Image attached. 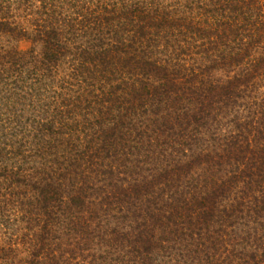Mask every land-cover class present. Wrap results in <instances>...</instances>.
I'll list each match as a JSON object with an SVG mask.
<instances>
[{"label": "trees", "instance_id": "obj_1", "mask_svg": "<svg viewBox=\"0 0 264 264\" xmlns=\"http://www.w3.org/2000/svg\"><path fill=\"white\" fill-rule=\"evenodd\" d=\"M0 264H264V0H0Z\"/></svg>", "mask_w": 264, "mask_h": 264}, {"label": "rangeland", "instance_id": "obj_2", "mask_svg": "<svg viewBox=\"0 0 264 264\" xmlns=\"http://www.w3.org/2000/svg\"><path fill=\"white\" fill-rule=\"evenodd\" d=\"M19 46H20V48H22V49H27V48L30 46V44H29V42L23 40V41H21V42L19 43Z\"/></svg>", "mask_w": 264, "mask_h": 264}]
</instances>
